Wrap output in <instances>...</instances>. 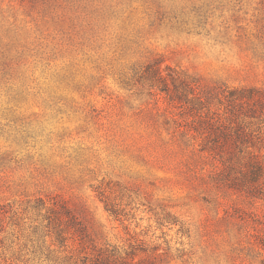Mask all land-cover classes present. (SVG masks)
I'll use <instances>...</instances> for the list:
<instances>
[{"label": "rangeland", "instance_id": "374dc122", "mask_svg": "<svg viewBox=\"0 0 264 264\" xmlns=\"http://www.w3.org/2000/svg\"><path fill=\"white\" fill-rule=\"evenodd\" d=\"M152 65L264 90V0H0V264H264V170L231 185Z\"/></svg>", "mask_w": 264, "mask_h": 264}, {"label": "trees", "instance_id": "16d2710c", "mask_svg": "<svg viewBox=\"0 0 264 264\" xmlns=\"http://www.w3.org/2000/svg\"><path fill=\"white\" fill-rule=\"evenodd\" d=\"M145 72H151L155 77L150 87H156L168 98L172 108L170 114L186 116L183 120L187 127L186 133L192 137H200V151L209 154L219 165L216 168L221 173L240 170L251 177L246 183L237 178L232 179L231 185L237 189L244 187L247 193L257 189L258 180L255 177L264 170V155H260L264 150V90L253 87H209L195 78L174 72L167 75V80L160 69L153 65L147 66ZM175 109H179V114L174 113ZM110 213L115 214L112 210ZM63 219L59 221L63 222ZM62 233L59 231L57 235V240L61 243L65 242ZM79 239L82 240L80 237ZM90 255L93 258L91 264L119 262L112 259L115 254L107 250ZM120 264L142 263L134 262L132 257L129 262L120 261Z\"/></svg>", "mask_w": 264, "mask_h": 264}]
</instances>
